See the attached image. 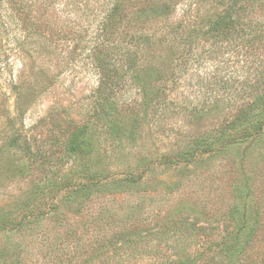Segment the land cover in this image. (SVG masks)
<instances>
[{
    "label": "rangeland",
    "instance_id": "1",
    "mask_svg": "<svg viewBox=\"0 0 264 264\" xmlns=\"http://www.w3.org/2000/svg\"><path fill=\"white\" fill-rule=\"evenodd\" d=\"M158 1H124L115 41L130 36L144 44L130 47L142 50L141 80L150 69L160 78L149 97H156L152 106L163 103L162 111L146 115L141 108L136 115L139 109L122 105L144 103L143 82L128 76L116 98L123 112L114 132L89 128L97 151L89 167L103 183L69 194L64 184L86 179L82 166L63 165L64 149L73 131L93 124L99 85L90 35L116 0L0 6V225L8 227L0 229V264H157L184 257L207 264L220 255L224 229L236 223L227 219L233 205L237 220L248 219V227L259 220L263 231L246 259L230 262L264 264V137L193 160L181 157L218 135L240 102L252 99L248 87L264 80V42L216 44L201 37L194 44V28L234 7L243 24L264 34V0L237 6L233 0H170L169 16ZM15 138L35 141L50 159L28 160L11 144Z\"/></svg>",
    "mask_w": 264,
    "mask_h": 264
},
{
    "label": "trees",
    "instance_id": "2",
    "mask_svg": "<svg viewBox=\"0 0 264 264\" xmlns=\"http://www.w3.org/2000/svg\"><path fill=\"white\" fill-rule=\"evenodd\" d=\"M11 1L12 0H0V6L3 7L4 4ZM124 1L126 0H116L109 14L102 20L100 28L95 34L90 35L92 49L96 51V56L99 57L96 64L99 85L93 99V109L89 120L92 121L93 124L85 125L73 131L68 136L63 160L61 161H64L63 165L70 163V170L78 165L82 166L84 168V178L86 182L73 186L71 184H64L61 189L66 194L74 192L81 193L83 191L88 192L103 183L104 178L97 174H92L89 167V162L91 159H94L97 154L96 146L89 134V128L95 126L101 129L106 135L114 132L113 127L117 119H119L120 114L123 112L121 109L123 106L120 107V103L116 101V98L126 86L128 76H131V79L134 81L138 80L139 83L143 82L140 91L144 103L139 102L138 99H131L122 105L134 113L139 109V111L135 113L136 115L139 114L141 108L144 112H148L149 109L151 112L154 111L155 113L162 111L163 103L157 102L152 106V101L156 97H149V89L153 88V84L159 82L160 78H155L153 70L150 69V74H147L145 81H143L144 78L141 80L139 66L142 50L134 51L130 47L134 44L140 46L142 42L140 40L136 41L130 36H126L127 38L125 40L115 41L118 40L116 34H118L120 25L124 24L123 14L121 13ZM168 1L170 2V0L158 1L163 4L162 7L160 6V10L167 16L173 13V7L170 6ZM239 2L240 0H233V4H236V6ZM234 9V7H229L215 18L209 20L205 26L201 28L195 27L193 31V37H195L193 43L195 44L197 39L203 37L207 40H212L216 44L228 43L238 39L245 40L251 45H255L256 43L262 44L264 42V34H262V31L256 26L243 24L242 21L236 17L237 14ZM193 37L189 38L192 39ZM193 43L189 44L191 49L194 48ZM142 45L145 47L143 43ZM248 89V94L252 96V99L243 104H241L242 101L240 102L238 113L235 115V118L229 122L228 125L222 127L218 131V135H210L196 142L192 150H188L181 155L182 159L193 160L197 153L210 154L215 149H222L223 147L233 144L248 143L251 140H260L264 137V80H255L254 84L250 85ZM155 96H157V93ZM21 141V138H15L11 144L20 150V153L28 160L41 163L48 162L50 156H48L42 148L36 146L35 141L25 140L23 143H21ZM171 162L170 159L163 161L164 164H169ZM134 177L136 180V178L139 179L141 176ZM246 212L247 211H245V213ZM237 213H239V210L236 205H233L227 219H229L228 222L234 220L236 223L231 229H224L226 230V234L216 245V249H219L220 255L211 258L207 264H232L230 261L234 260L236 256L245 258L256 236L263 231V229L261 230L263 225H261L259 220L255 219L254 223L249 224L250 226L248 227V219L242 217L243 219L237 220ZM245 213H243L244 216ZM227 226L228 224L226 223L225 227ZM0 229L7 231L8 227L6 221H3L2 225H0ZM179 231L180 228L175 226L172 232L173 237L178 240L180 239ZM200 257L201 255L199 258ZM92 259L93 258H90L89 260ZM89 260L88 262H91ZM157 264L198 263L193 258L184 257L177 260L162 261Z\"/></svg>",
    "mask_w": 264,
    "mask_h": 264
}]
</instances>
